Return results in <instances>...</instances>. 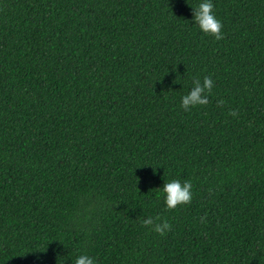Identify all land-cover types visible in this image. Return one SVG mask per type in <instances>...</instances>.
Returning a JSON list of instances; mask_svg holds the SVG:
<instances>
[{"label": "trees", "instance_id": "16d2710c", "mask_svg": "<svg viewBox=\"0 0 264 264\" xmlns=\"http://www.w3.org/2000/svg\"><path fill=\"white\" fill-rule=\"evenodd\" d=\"M201 2L0 0V264H264V0Z\"/></svg>", "mask_w": 264, "mask_h": 264}, {"label": "clouds", "instance_id": "9594fccd", "mask_svg": "<svg viewBox=\"0 0 264 264\" xmlns=\"http://www.w3.org/2000/svg\"><path fill=\"white\" fill-rule=\"evenodd\" d=\"M193 9V23H195L201 32L206 36L213 37L216 41L224 39L223 23L216 18L214 13V4L212 0H202ZM175 82V81H174ZM192 88L190 92L181 98L180 107L188 112L197 106H206L209 103V97L212 95L214 81L210 76H205L203 80L194 78L192 81ZM225 101L223 99L217 100V106L223 107ZM228 115L236 117L238 111L230 109ZM192 183L190 180H185L183 183L174 179L170 182L164 183L160 188L164 194V202L166 210L172 211L181 205H188L192 202ZM206 217L201 218V222L205 221ZM144 227L149 228L160 236H165L172 230V225L167 219H162L161 216L148 217L143 220ZM75 264H97L96 260L88 255H80L76 258Z\"/></svg>", "mask_w": 264, "mask_h": 264}]
</instances>
